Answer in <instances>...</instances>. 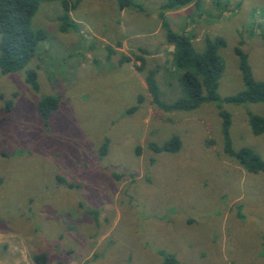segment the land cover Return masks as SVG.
Returning <instances> with one entry per match:
<instances>
[{
	"label": "rangeland",
	"instance_id": "obj_1",
	"mask_svg": "<svg viewBox=\"0 0 264 264\" xmlns=\"http://www.w3.org/2000/svg\"><path fill=\"white\" fill-rule=\"evenodd\" d=\"M134 1L139 9L121 11L116 0H81L66 33L61 3H42L33 28L48 39L25 70H0V264H35L38 254L47 264H163V252L185 264H264V172L227 155L220 116L231 115L233 149L264 161L248 115L264 116V104L158 108L150 69L165 103L183 96L159 18L167 0ZM166 14L199 53L206 36L226 40L222 99L244 89L240 43L264 81V0H201ZM45 96L59 98L47 123ZM176 136L177 153L149 148Z\"/></svg>",
	"mask_w": 264,
	"mask_h": 264
},
{
	"label": "trees",
	"instance_id": "obj_2",
	"mask_svg": "<svg viewBox=\"0 0 264 264\" xmlns=\"http://www.w3.org/2000/svg\"><path fill=\"white\" fill-rule=\"evenodd\" d=\"M60 2L63 13L59 17L60 31L66 33L72 24L70 13L76 9L81 0H0V70L3 74H11L23 71L37 55L41 43L48 39V34L43 30L33 28V20L44 2ZM118 8L126 10L138 8L134 0H116ZM201 0H167L160 6L159 18L166 33V40L174 47L173 66L179 74V82L182 88V98L167 104L162 100L161 90L157 81V69H150L146 75L148 92L153 103L165 112H192L199 109L205 103L225 102L234 105L264 104V81L257 80L248 55L239 47L235 53L239 59L244 89L238 94L221 98L219 85L225 70V63L219 55V51L227 46L222 37H204V49L197 52L192 37L186 33L175 32L167 21V12L181 9ZM142 67L145 59H141ZM26 83L35 92L40 91L38 74L36 70L28 69L25 74ZM141 101V100H139ZM59 106V98L45 96L38 104V113L48 122L50 116ZM7 110L11 109L10 103ZM137 107H135L136 109ZM249 123L255 136L264 134V116L249 113ZM222 132L225 141V152L236 160L238 164L249 173L264 172V161L250 148L234 150L230 138L232 118L228 112L221 111ZM106 148V145L103 147ZM101 149L102 155L105 150ZM155 153H177L181 149V141L176 136L162 146L150 144ZM163 264H185L170 253H162ZM35 264H47V256L38 254L33 257Z\"/></svg>",
	"mask_w": 264,
	"mask_h": 264
}]
</instances>
